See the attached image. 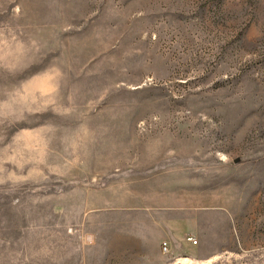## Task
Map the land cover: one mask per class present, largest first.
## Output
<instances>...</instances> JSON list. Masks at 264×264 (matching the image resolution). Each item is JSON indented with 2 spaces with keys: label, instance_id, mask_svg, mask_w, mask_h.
I'll return each instance as SVG.
<instances>
[{
  "label": "rangeland",
  "instance_id": "rangeland-1",
  "mask_svg": "<svg viewBox=\"0 0 264 264\" xmlns=\"http://www.w3.org/2000/svg\"><path fill=\"white\" fill-rule=\"evenodd\" d=\"M0 264H264V0H0Z\"/></svg>",
  "mask_w": 264,
  "mask_h": 264
},
{
  "label": "built area",
  "instance_id": "built-area-1",
  "mask_svg": "<svg viewBox=\"0 0 264 264\" xmlns=\"http://www.w3.org/2000/svg\"><path fill=\"white\" fill-rule=\"evenodd\" d=\"M162 248L164 249L165 252H168L169 251V247L167 246L166 243L163 244V247Z\"/></svg>",
  "mask_w": 264,
  "mask_h": 264
}]
</instances>
